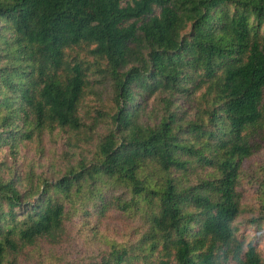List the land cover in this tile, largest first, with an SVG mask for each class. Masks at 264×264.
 <instances>
[{"label":"trees","instance_id":"obj_1","mask_svg":"<svg viewBox=\"0 0 264 264\" xmlns=\"http://www.w3.org/2000/svg\"><path fill=\"white\" fill-rule=\"evenodd\" d=\"M261 149L264 0H0V264H264Z\"/></svg>","mask_w":264,"mask_h":264},{"label":"rangeland","instance_id":"obj_2","mask_svg":"<svg viewBox=\"0 0 264 264\" xmlns=\"http://www.w3.org/2000/svg\"><path fill=\"white\" fill-rule=\"evenodd\" d=\"M80 56H83V53L80 52L79 53ZM110 83L108 81H104L102 86L99 88L97 85H93L94 87L92 88L93 91H97V89H100V91L98 90L97 93H99V96L94 97V95L90 94V89L87 92V94L85 95L84 99H83V106H87V111L89 110V108L92 107H97L100 106V104H104V108L105 109H109L110 107ZM99 102V103H98ZM153 109V98L150 99L147 103H146V108H145V113L142 114L143 117L146 115V113L148 111H151ZM57 135H61L60 133H57ZM48 136H45V140H47ZM50 142H52V138L50 137ZM61 142L58 140L57 141V148L60 147ZM28 157L31 156V153H27L26 154ZM244 166L246 167V170H248V173L246 175V178L248 180V178L251 177H255L254 175L257 176V167H262L264 169V149H261L260 151L256 152L253 156H251L247 161H245ZM244 167V170H245ZM264 176V172L262 173ZM257 179V178H256ZM260 181V184L258 186L254 185L253 187L247 185V192L243 194L244 196V203L247 205L248 203H252L253 205H255V196L256 194H258L259 192V187L260 185L263 183V181L261 180V178L258 179ZM114 217L115 215L110 213L109 217L107 220L110 221H114ZM245 218V217H244ZM244 218H239V220H244ZM238 221V220H237ZM80 221L78 219H76L75 221V226L73 228V230L75 231L79 225ZM134 228V227H133ZM245 233H250V235H252L253 233V229L250 227H246L245 228ZM256 243L258 246V249L260 250L262 256L264 257V231H262L260 238L256 239ZM85 250H89L90 252H96L99 249L94 246V247H90L88 245L87 242L85 241H81L79 243ZM72 247L76 248V243L74 245H72Z\"/></svg>","mask_w":264,"mask_h":264}]
</instances>
